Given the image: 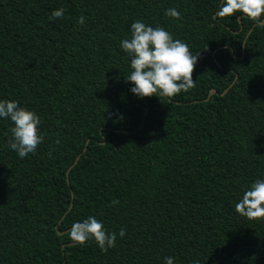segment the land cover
<instances>
[{"label": "trees", "instance_id": "obj_1", "mask_svg": "<svg viewBox=\"0 0 264 264\" xmlns=\"http://www.w3.org/2000/svg\"><path fill=\"white\" fill-rule=\"evenodd\" d=\"M222 3L0 0V100L36 112L45 136L21 159L0 118V264H264V218L235 211L264 179V28L219 18ZM137 19L200 54L194 88L131 92L120 42ZM89 216L117 234L106 253L69 240Z\"/></svg>", "mask_w": 264, "mask_h": 264}, {"label": "clouds", "instance_id": "obj_2", "mask_svg": "<svg viewBox=\"0 0 264 264\" xmlns=\"http://www.w3.org/2000/svg\"><path fill=\"white\" fill-rule=\"evenodd\" d=\"M236 13L243 14V18L264 28V0H223L216 16L232 17ZM165 15L181 18L176 8L167 9ZM63 16L64 9L61 8L54 10L49 19L55 20ZM85 19L82 15L78 23L83 25ZM130 32V38L123 39L120 47L131 57L132 71L125 77V81L135 85L131 88L132 93L140 98L158 96L171 99L195 87L193 73L200 54L192 55L189 46L180 39H174L165 28L152 27L139 19L131 24ZM0 118L10 119L13 124L9 129L10 149L21 159L29 154L35 155L45 141V136L40 131L39 115L20 106L18 101L0 100ZM49 156L51 157V153ZM112 203L118 204L119 201L114 200ZM235 211L249 220L264 218V179L257 178L243 191L235 204ZM119 235L123 238L126 230L121 229ZM68 236L73 246H84L89 241H95L105 253L115 247L117 241V234L109 233L94 216H89L82 222H73ZM164 261L165 264H174L173 257H165Z\"/></svg>", "mask_w": 264, "mask_h": 264}, {"label": "water", "instance_id": "obj_3", "mask_svg": "<svg viewBox=\"0 0 264 264\" xmlns=\"http://www.w3.org/2000/svg\"><path fill=\"white\" fill-rule=\"evenodd\" d=\"M213 93H217V91H216V89H211V91H210V93H209V96L210 95H212ZM148 109L146 108V111H147ZM77 162V161H76ZM71 207V206H70ZM70 207H69V210H70ZM64 246V245H63Z\"/></svg>", "mask_w": 264, "mask_h": 264}]
</instances>
